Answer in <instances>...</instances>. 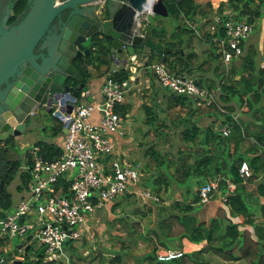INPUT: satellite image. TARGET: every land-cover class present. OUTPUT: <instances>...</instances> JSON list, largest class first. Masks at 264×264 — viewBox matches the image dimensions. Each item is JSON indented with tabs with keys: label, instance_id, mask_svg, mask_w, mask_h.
Segmentation results:
<instances>
[{
	"label": "trees",
	"instance_id": "trees-1",
	"mask_svg": "<svg viewBox=\"0 0 264 264\" xmlns=\"http://www.w3.org/2000/svg\"><path fill=\"white\" fill-rule=\"evenodd\" d=\"M164 4L171 16L177 17L183 14L185 17H191L194 14L195 3L193 0H164ZM232 6L238 8L234 3ZM24 8L25 3L20 0L14 8L11 22ZM239 12H244V9ZM247 19L251 22V17ZM187 31L189 29L183 25L176 26L168 36L171 41H164V44L169 47L180 46L183 43L181 35ZM163 33L156 29L152 34L154 38L148 42L149 45L152 46L155 41H160L165 36ZM223 33V28L220 27L216 35L221 36ZM110 42V38L105 36L98 49L91 50L89 54L74 60L73 64L83 82L88 80L89 74L86 68L88 64L97 62L109 66V60H111L109 57ZM94 51H98L100 54L94 56ZM218 54L215 56L217 57ZM193 56V51H188L183 55L178 51H171L165 54L160 53L159 59L171 71L181 73L183 71L191 72ZM236 58L240 60L238 67L231 74H219L217 84L214 80L205 83L196 79L199 86H206L209 90H213L217 86L219 104L216 101L210 105L200 103L201 100L192 102L188 95L174 92L166 97V107L188 105L187 115L177 116V119L183 124L180 131L181 140L191 146L187 150H182L181 154L194 152V158L175 166L173 178L167 165H164V157H160L159 152L152 145L146 149L145 152L149 154L157 168L156 175L151 179H146V182H150L155 188L161 187L168 190L170 179H175L174 181L178 185L184 186V194L180 199L168 203L162 202L160 199L157 206L159 209L155 215L156 227L146 230L144 234L140 233V236L150 242L154 238L157 245L167 248H169L167 240L177 239V245L182 251L181 255L177 257L157 260L155 257L156 245L148 253L137 257V261L146 258L149 264H213L205 257V253H207L224 261L243 259L247 264H264V201L260 200V196H264V66H255L254 51L244 55L240 54ZM129 75L128 67L123 66L112 73V77L119 81L128 80ZM235 75L238 77L236 78ZM259 77L263 79L260 85L257 84ZM68 81L76 84L73 77H69ZM152 103L141 105L145 114V123L148 125L155 124L157 120L155 104L152 105ZM199 106L200 108H210L203 112L215 117V119L209 120L205 126L197 123L200 113H197L196 110ZM118 109L122 113L127 111L126 106H118ZM236 112L240 113L242 117L234 116ZM195 113L197 114L193 115ZM224 123L230 126V131L225 136L218 131V127ZM157 124L158 126L164 125L165 121H159ZM61 127L62 123L56 120L55 124L51 125L52 133L50 135L61 133ZM246 137H251L252 141L247 153H243L239 146ZM34 144L38 146V152L45 159L51 160L60 152L59 145L53 142L39 139ZM241 160H246L252 170L251 174L244 178L238 173ZM29 162L30 156L26 153V164ZM17 165V163L16 167L12 165L6 176L7 182L11 179V173L17 170ZM162 165L164 166L162 167ZM143 168L147 169L145 164ZM259 174L261 178L253 186L252 181ZM19 175L18 189L24 186L29 174L25 170ZM209 179L217 180L216 193H226V197L225 200L218 201L214 215L206 221L198 218L196 208L202 204L199 201L198 188ZM228 180L235 183L233 190L227 189ZM63 185L67 187V182H63ZM10 205V193L2 188L0 190V209H7ZM0 243H2V239ZM66 246L68 247L69 243H66ZM111 260L121 261L118 256ZM48 264L54 263L48 261Z\"/></svg>",
	"mask_w": 264,
	"mask_h": 264
},
{
	"label": "built area",
	"instance_id": "built-area-1",
	"mask_svg": "<svg viewBox=\"0 0 264 264\" xmlns=\"http://www.w3.org/2000/svg\"><path fill=\"white\" fill-rule=\"evenodd\" d=\"M262 7L264 13V0ZM149 12L151 5L146 7V13ZM216 20L224 33L215 36L214 41L221 60L226 64L243 53L242 42L254 30V25L246 15H228L223 19L216 17ZM135 21L137 29L141 26V16L135 17ZM262 25L264 28V18ZM148 66L161 86L176 94L188 95L192 102L201 100L200 103L210 105L217 98L218 92L199 86L191 74L173 72L160 61ZM128 81L109 76L101 84L100 102L76 100L68 113L60 112L61 118L57 117L65 124L66 130L62 132L58 143L60 152L55 158L45 159L35 144L28 148L30 162L22 167L29 174L23 188L24 195L12 211L1 218L0 238L3 235L23 236L34 228L33 237L44 247L43 253L51 261L63 255L65 242L79 240L84 229L90 226V217L101 208L107 209L108 201L116 196L132 192L136 198L160 201L156 192L138 185L141 164L134 167L115 152V138L125 132L123 121L126 114L117 106L123 103ZM57 109L54 106L53 113ZM94 113H97L96 119ZM218 131L225 136L230 126L224 123ZM251 172L248 162L241 160L239 175L244 178ZM62 181L67 182V187ZM226 187L233 190L235 183L228 180ZM216 190L217 180H206L198 188L199 201L207 202ZM225 197L226 193H223L220 199L223 201ZM181 251L180 248L161 247L155 250V257L165 260L181 255Z\"/></svg>",
	"mask_w": 264,
	"mask_h": 264
},
{
	"label": "water",
	"instance_id": "water-1",
	"mask_svg": "<svg viewBox=\"0 0 264 264\" xmlns=\"http://www.w3.org/2000/svg\"><path fill=\"white\" fill-rule=\"evenodd\" d=\"M16 1L0 0V190L14 163L11 156L18 158L9 143L15 144L24 129L39 121V113L61 118L60 112L68 113L79 92L87 90L74 59L98 49L105 36L111 41L110 59L121 64L130 60L132 71L137 49L140 59L148 55L147 48L154 55L147 65L162 62L160 53L179 51L160 41L148 43L156 30L154 15L168 14L164 0H24L25 10L8 26ZM149 5L151 12L146 13ZM138 15L141 26L136 29ZM262 81L259 77L257 84ZM54 106L58 109L53 113ZM65 130L63 123L61 131ZM29 239L37 245L31 234ZM30 244L10 241L5 249L0 247V264H32L27 257ZM43 251L39 247L36 257Z\"/></svg>",
	"mask_w": 264,
	"mask_h": 264
},
{
	"label": "crops",
	"instance_id": "crops-1",
	"mask_svg": "<svg viewBox=\"0 0 264 264\" xmlns=\"http://www.w3.org/2000/svg\"><path fill=\"white\" fill-rule=\"evenodd\" d=\"M193 1L195 3V8H194V14L191 17H185V16H183V14H180L177 17L171 16L169 14L165 15V16H170L171 18L179 19L180 20L179 24L183 25L184 27H187L189 29V31L184 32L181 35L183 43L180 46H178V45L174 46V47L179 48L178 52L181 55H183L184 53H186L188 51L194 52V56H193L192 61H191V72L183 71L181 73L191 74L195 79L207 83V82H210L211 80L215 81L216 76H219V74H221V73H223V75L231 74L232 71L238 67V65L240 63L239 58H234V59L230 60L228 63H226L225 68H224L225 70L222 69V67L220 68V66L218 64L213 65L208 60L209 58H215L216 57L215 54H217L219 51L214 39H215V36H218V35H216V33H217L218 29L221 27V25H220V22L218 20H216V17L223 19L228 15H231L233 17H237L239 15H246L247 18L251 17V22L254 25V30L242 42V49H243L242 55H244L250 51H254V58H257V61H256V59H254L255 66L256 67H262V66H260L261 63H264V29L262 28L263 27L262 19L264 18V13H263V10L260 11V7L262 6V0H246L244 3L236 2L235 0H193ZM232 3L236 4L238 6V8L237 9L234 8L232 6ZM240 6H243V8H241ZM242 9H244V12H239ZM162 17L163 16L155 14L154 15V25H155L156 29H158L159 31H160V29H163L165 36H163L161 38L160 42L162 45H165L164 41H171V39L168 38L171 31L168 30L167 32H165L166 29L164 27L162 28V25H161V18ZM256 20H258V23H256ZM142 26H143V23H142ZM163 31H160V32H163ZM152 38H154V37H152ZM155 39H153V40L155 41ZM198 40L201 41L202 44L206 45L205 47L201 48L203 55H201L199 53V49L196 47ZM55 44H56V40H55ZM174 47H171V48H174ZM136 52L138 55L140 54L139 49H137ZM147 53H148V55L144 59L138 58V55H137L136 61L134 62L135 67H134L133 71L131 69H129V65L131 63L130 60H127V62L125 64H123V63L121 64L120 60H112L111 59V60H109V66H107V64H105V63H97V62L88 64L86 66V68L88 70L89 76H88V80L86 82H84V85L87 86V90L86 91L81 90L79 92V94L77 96L78 101L79 102L80 101H82V102H93V103L100 102L102 100V95H101V90H100L102 82L104 81L105 78H107L109 76L112 77V73H113L112 70L116 71L118 68L123 66V67H128V69L130 71V75L128 77L129 84L127 86V90L125 93V94H129V95H128V98L126 97V101L123 98L124 99L123 103H121L118 106H122V107L126 106L127 109L128 108L132 109L133 107H129L128 105H132L133 102H135V100H137V101H139L137 107H139L144 103V99L146 100V97H145L146 94L150 97V100L154 104L159 105L161 102L162 96L164 94V91L160 92L159 89L154 87V85L150 86V84H149V80L152 76L153 71L146 64V62H147V59H149V61H151V59L153 58L154 55L150 53L149 48H147ZM99 54L100 53L98 51H94L93 55L97 56ZM198 55H201V57H203L205 55V58L204 59L200 58V60H197ZM216 59L221 60V57L219 54L216 57ZM212 66H213V68H212ZM209 67L212 70V72L207 71ZM149 69H150V71H149ZM213 71L216 74H214ZM148 72H150V73L147 74ZM235 77L237 78L238 75H235ZM216 88H217V86L213 89L216 91ZM139 89H141V90H139ZM137 91H138V94H137V97L135 98V93ZM132 96H134L135 100L132 98ZM124 97H125V95H124ZM130 102H132V104ZM164 103H165V107H166V105H167V98L166 97H165ZM118 106H117V108H118ZM185 106H182V107L184 108ZM236 113H234V116H238V117L241 116L242 117L241 114L236 115ZM44 114H46V113H44V112L39 113V121H36V119H35V123H32V125L30 126V129L32 127L44 122L43 118H46V116ZM181 115H182V113H181ZM205 115L208 116V114H205ZM209 115H210L209 118H205L206 121H207V119L208 120L215 119L214 115H211V114H209ZM93 118L94 119L97 118V113L93 114ZM55 122H56V120L51 124L47 123V125H48L47 135L44 136V138H42V139L46 140L48 142H53L54 144L58 145V143L62 139V131H61V133H57V134H54L52 136L50 135L52 133L51 125H54ZM165 123L167 124L168 122L165 121ZM197 123L201 126H205L209 122L207 121L205 124H200L197 120ZM25 132H27V131H25ZM22 136H25L24 132H22L17 138H15L16 139L14 142L15 144H13L11 146L12 151L14 153L16 152V154L18 156V158H15L16 155L11 156L12 158H14L13 166L15 165V167H16V163L19 162V160L22 158V155H21L22 146H24L26 144L25 142H20V139H22ZM124 140H125L124 137L115 138V152L118 154L120 159H124L125 161L130 162L134 166H135V164H141L140 160L135 159L134 155H132L131 152H129L128 150H126L122 147V143L124 142ZM36 141H33L32 144H34ZM251 141H252L251 137H246L239 146L240 151L243 153H247V151L250 147ZM5 144H7V143H5ZM26 153H28L27 150H26L25 155H24L25 160H23V162H21L18 165L17 170H15L14 172L11 173V179L9 180V182H7V180L5 178V184H4L3 188H5L10 193L11 205L7 209H0V220L6 213L12 211L13 207L15 206V203L19 200V198L22 195H24L23 188H24L25 184H24V186H21V188H19V189L17 187H18V185H20L19 173L23 172L20 169H22V167L26 164ZM263 158H264V156H263ZM146 170L147 169L143 168V166L141 167L142 174ZM260 178H261V175L259 174L256 177V179H254L252 181V185L255 186ZM149 179H151V178H149ZM63 182L64 181H62V184H63ZM216 191L213 193L214 195L212 196V198H210V200H208L207 202H205V204H203L204 207L202 209H200L199 211H197V216L200 220H206L207 221L210 217H212L214 215V210L216 208L218 201L219 200L222 201L220 199L222 194H220L219 192L217 194ZM131 195L123 200L124 201V205H123L124 209H125V203H128L130 198H135L134 196H131ZM117 198H115V200L111 202V204L108 206L107 209H101V210L97 211L95 213V215L90 217V219H89V225L90 226L86 227L84 229L83 234L79 240L67 241L64 243L63 248H62L63 249L62 257L64 258L63 260L60 258H56V259H53L51 261H53V263H57V264H59V263L60 264H71L72 263L73 264L74 259L77 257L79 258V250L83 246L87 247L88 250H86L85 252L82 253V254H84L81 257L82 259H87L88 257H91L93 259L94 258L103 259L104 254H105L103 250H108L107 247L109 246L108 245L109 244V238H108L107 233L102 231L101 228L99 229V225H98L99 218L96 215L99 212H101V215H103L105 212H108L110 206L115 201L117 202V204H116L117 210L121 211L123 209V207L119 206V200ZM212 199H215V203L209 204V202ZM260 200L264 201V196H260ZM147 210L151 212V210H149V208ZM148 215H150V213H148ZM155 215H156V213H155ZM28 219H32V217L28 218ZM136 221H137V219H136ZM118 225L123 226L124 224H122V223L119 224V221H118ZM149 226H150V228L156 227V222L153 221L152 223L149 224ZM33 230H34V228H30L23 236H16V235L12 236V237H10L8 235L1 236L0 240L2 239V243H0V247L5 249L6 247H8L10 241L23 242V246L27 243H31L30 248L28 250V256L27 257H29L32 260V264H48V261H50V260L47 259V257L45 256V253L42 254V257H36V252L38 251V249L41 245L37 244L36 246H32L33 241H31L30 239L26 240L27 235L31 234L33 236V233H34ZM99 230H100V232H99ZM252 231H253V229H252ZM122 234H124V235L126 234V231H124L123 228H122ZM139 236H140V234H139ZM116 238L119 239V237H116ZM123 239H124V237L121 238L122 241H123ZM167 241L169 243V247L180 248V247H178L179 245H177L176 240L173 239V240H167ZM152 242L155 244V246L157 245L156 244L157 241L154 238H153ZM66 243H69L68 247L66 246ZM96 246H98V247H96ZM161 247H163V246L157 245V249H159ZM118 248H119V250L115 251V253H113V255L111 257H109L110 258L109 261L117 262V264L120 263L121 261H123V260H121V255H123V251H124L123 245H120V247H118ZM152 249H146V251L143 252L142 254L144 255L145 253H148ZM157 249H155V250H157ZM206 254L207 253H205V257L207 259H209L213 264H247L243 259L236 260V261H224V260H222L216 256H213V255H209L212 257H208V256H206ZM113 256H115V257L118 256L121 261H112L111 259L114 258ZM44 262H46V263H44ZM137 262H138V264H149L146 258L142 259L141 261H137Z\"/></svg>",
	"mask_w": 264,
	"mask_h": 264
},
{
	"label": "rangeland",
	"instance_id": "rangeland-1",
	"mask_svg": "<svg viewBox=\"0 0 264 264\" xmlns=\"http://www.w3.org/2000/svg\"><path fill=\"white\" fill-rule=\"evenodd\" d=\"M240 7L243 8V6H240ZM179 23H180L179 19L171 18L170 16H163L161 18V25H162V28L164 27L166 29L165 32H167L168 30H170L171 32L174 31L175 27L180 25ZM256 23H258V20H256ZM205 46L206 45L202 44L201 41L199 40L197 41L196 47L199 49V53L201 55H203L201 48ZM201 55H198L197 60H200V58L202 59L205 58V55L203 57H201ZM255 59L257 61V58ZM208 60L213 65L218 64L220 68L221 67L222 69L225 68L226 64H224L222 60H217L216 57L209 58ZM207 71L212 72L210 67L208 68ZM149 73L150 72H148L147 74ZM214 74L216 73L214 72ZM218 79H219V76H216V79H215L216 84L218 83ZM149 84L150 86L154 85V87L159 89L160 92L164 91V94L162 96V99L159 105H156V104L154 105L152 101L150 100V97L147 94L145 95L146 100L144 99V103L148 102L154 105V109L157 113L156 123L152 125H148L147 123H145L144 110L142 106L137 107L139 101L135 100L138 94V91H137L135 93V98L134 96H132L135 102H133V104L132 102H130L132 105H128L129 107H133V108L132 109L128 108L124 116L123 126H124L125 132L121 136V138L124 137L125 140L122 143V147L128 150L129 152H131L132 155H134L135 159L140 160L142 166H144L145 164L147 167V170L144 171L143 174H141L140 180L138 181V185L140 187H148L153 192H156L158 195H160L162 202L165 200H168L169 202H171L172 200L180 199V197H182L181 195L184 194L183 192L184 186L178 185L174 181L175 179H170V188L168 190H164L161 187L155 188L154 186L150 184V182H146V179H149L156 175L157 168L155 166L156 165L155 162L150 158L149 154L146 153L145 151L150 145H152V147L156 151L159 152L160 157H164V160H165L164 165L165 164L167 165L168 171L172 174V176L174 175L173 171L175 169V166L179 165L183 161H191L194 158V152H191L190 154H183V155L181 154L182 150L183 151L187 150L191 146L185 143L183 140H181L180 131L183 128V124L179 121V119H177V116L181 117V113L182 115L184 114L185 116L187 115L186 112L188 110V105H186L184 108L178 107V106L165 107V103H164L165 97L171 94L172 91L166 87L161 86L160 83L157 81L154 73H152V76L149 80ZM203 87H206V86H203ZM216 92H218V88H216ZM128 95L129 94H125V97H124L125 101H126V97L128 98ZM215 101L216 103H218L217 98ZM205 109L210 110V108L208 107L200 108V106L196 110L198 111L197 113H200L198 114V122L200 124H205L207 121L209 122L208 119L207 121L205 120V118H209L210 116V115L208 116L205 115L206 113L203 112ZM242 109H245V108H242ZM45 113L46 114L44 115L46 116V118H43L44 122L32 127L31 129L30 128L24 129L23 132L25 136H22V139H20V142H25L26 144L22 146V149H21L22 158L19 160V162H17L18 165L21 162H23V160H25V156H24L25 152L26 150H28L29 147H31L32 142L42 139L44 138V136L47 135V130H48L47 123L51 124L55 120H58L62 123L60 119H58L57 117H53L50 114V112H45ZM197 113L193 115H196ZM237 114L240 115V113H236V115ZM159 121L160 122L167 121L168 123L158 126L157 123ZM164 165H162V167ZM20 170L24 171L23 168ZM131 194L132 192H128V193H124V194H120L116 196L115 198L118 197L117 199L119 200V206L123 207L124 205L123 200L126 199ZM131 196H135V195L132 194ZM115 198L108 201L107 203L108 206L111 204L112 201L115 200ZM212 203H215V199H212L209 202V204H212ZM116 204H117L116 201L112 203L108 212H105L103 215H101V212H99L96 215L99 218V223H98L99 229L101 228L102 231L107 233L108 238H109V244H108L109 246L107 247L108 250H103L105 253L104 258L103 259H100V258L93 259L91 257H88L87 259H82L81 257L84 255L82 253L88 250L87 247L83 246L79 250V258L78 257L75 258L73 261V264H117V262L109 261L110 259L109 257H111L113 253H115V251L119 250L118 247H120V245H123V249H124L123 255H121V260L123 261H121L118 264H138L136 258L143 255L142 253L145 252L146 249H152L153 246H155L153 242H150L146 238L139 236V234L146 233V230L150 229L149 224L152 223L153 221L156 222L155 213L159 209L157 207L158 202L147 201L146 199H140L139 197L130 198L129 202L125 203V209L123 207L121 211L117 210ZM203 204L205 203L200 204L196 208L197 211H199L200 209L204 207ZM148 208L149 210H151V212L147 210ZM101 209H106V208L104 207ZM148 213H150V215H148ZM118 221H119V224L122 223L124 225L119 226ZM122 228L124 229V231H126L125 235L122 234ZM116 237H119V239H117ZM122 237H124L123 241L121 240ZM209 255L210 254H206V256L212 257ZM58 258L62 260L64 259L62 256ZM54 264H57V263H54Z\"/></svg>",
	"mask_w": 264,
	"mask_h": 264
},
{
	"label": "flooded vegetation",
	"instance_id": "flooded-vegetation-1",
	"mask_svg": "<svg viewBox=\"0 0 264 264\" xmlns=\"http://www.w3.org/2000/svg\"><path fill=\"white\" fill-rule=\"evenodd\" d=\"M19 1H20V0H17V1H16L15 6H16V4H17ZM21 1H24V0H21ZM24 3H25V1H24ZM15 6H14V8H15ZM14 8H13L12 13L9 15V17H8V19H7V23H6V25H8V26L12 23V22H11V16H13V14H14ZM24 9H25V8H24ZM24 9H23V11H24ZM23 11H22V12H23ZM22 12H21V13H22ZM21 13H20V14H21ZM20 14H19V15H20ZM19 15H18V16H19ZM44 113H45V112H44ZM10 144H11V145H10ZM10 144H9V146L11 147V146H12V142H11ZM6 147H7V146H6ZM14 166H15V165H14Z\"/></svg>",
	"mask_w": 264,
	"mask_h": 264
},
{
	"label": "clouds",
	"instance_id": "clouds-1",
	"mask_svg": "<svg viewBox=\"0 0 264 264\" xmlns=\"http://www.w3.org/2000/svg\"><path fill=\"white\" fill-rule=\"evenodd\" d=\"M78 100V99H77ZM50 114H51V112H50ZM52 115V114H51ZM58 118V117H57ZM59 119V118H58Z\"/></svg>",
	"mask_w": 264,
	"mask_h": 264
},
{
	"label": "bare ground",
	"instance_id": "bare-ground-1",
	"mask_svg": "<svg viewBox=\"0 0 264 264\" xmlns=\"http://www.w3.org/2000/svg\"><path fill=\"white\" fill-rule=\"evenodd\" d=\"M10 144V143H9ZM11 145V144H10ZM12 145H13V143H12Z\"/></svg>",
	"mask_w": 264,
	"mask_h": 264
}]
</instances>
